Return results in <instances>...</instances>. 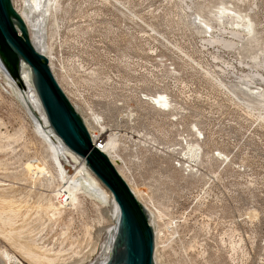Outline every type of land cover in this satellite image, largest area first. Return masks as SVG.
Here are the masks:
<instances>
[{"label": "rangeland", "instance_id": "1", "mask_svg": "<svg viewBox=\"0 0 264 264\" xmlns=\"http://www.w3.org/2000/svg\"><path fill=\"white\" fill-rule=\"evenodd\" d=\"M24 2L35 45L154 215L156 264H264V0H48L45 16ZM1 72L7 227L38 243L35 264H89L115 225L111 198ZM69 179L64 205L54 195Z\"/></svg>", "mask_w": 264, "mask_h": 264}, {"label": "water", "instance_id": "2", "mask_svg": "<svg viewBox=\"0 0 264 264\" xmlns=\"http://www.w3.org/2000/svg\"><path fill=\"white\" fill-rule=\"evenodd\" d=\"M0 61L23 90H28V85L22 67L28 66L52 129L71 151L85 159L114 198L111 213L117 226L101 242L89 264H156L154 215L137 198L109 155L94 142L83 116L55 76L49 58L34 45L29 25L13 0H0ZM0 264L5 263L0 260Z\"/></svg>", "mask_w": 264, "mask_h": 264}, {"label": "bare ground", "instance_id": "3", "mask_svg": "<svg viewBox=\"0 0 264 264\" xmlns=\"http://www.w3.org/2000/svg\"><path fill=\"white\" fill-rule=\"evenodd\" d=\"M24 4L25 7L27 9H29L31 11L32 14L38 15L40 13H46L47 12V2L48 0H24ZM58 5V4H57ZM17 9V8H16ZM18 10V9H17ZM20 12V14L23 16V13H21V10H18ZM38 13V14H37ZM47 14H44V16ZM24 17V16H23ZM25 18V17H24ZM26 20V18H25ZM34 20H36V22H38V18H35ZM27 21V20H26ZM28 23V22H27ZM34 24V21L33 23ZM39 24V23H38ZM250 24V23H249ZM29 25V24H28ZM248 27V25H247ZM249 27H251V24L249 25ZM30 29V27H29ZM248 29V28H247ZM252 29V27H251ZM30 35H31V31H30ZM32 39V37H31ZM33 41V39H32ZM34 45L35 42L33 41ZM36 46V45H35ZM37 47V46H36ZM37 49L39 51H41L39 49V47H37ZM42 52V51H41ZM48 56V54L46 55ZM50 61V60H49ZM52 64V63H51ZM50 64V65H51ZM53 65V64H52ZM53 67V66H52ZM0 69L3 71V77L5 78V83L6 85L8 84L10 88H12V90H14V92L17 93V95L19 96V99L21 100L22 103H24L25 107L33 114L34 118H35V122L37 124V127L39 129V132L42 134V136L46 137V140L49 142V144H51L57 151H59L56 148V143H59L61 145L62 148L67 149V154L68 156L71 158L73 163H77L80 167L77 170V176H82V177H86L89 179L88 182L91 183L92 185V191L96 190L99 191L104 197H108V195L111 198V202L112 204L114 203V198L112 196L111 193H109V190L101 183V181L91 172V170L89 169V167L86 164L85 159L81 158L80 156H78L77 154H75L73 151H71L61 140V138L55 133V131L52 129L51 125L49 124L45 112L42 109V106L40 104V100L38 98V95L32 85L31 82V73H30V69L28 68V66L26 64H23L22 67V74L27 82L28 85V90L25 89H21L18 84L16 83V81L10 76V74L7 72V70L4 68L2 62L0 61ZM54 72V71H53ZM55 74V73H54ZM56 76V75H55ZM251 82V81H250ZM7 85V86H8ZM63 88V87H62ZM17 96V97H18ZM163 97V96H162ZM159 99V98H158ZM160 100V99H159ZM28 112V111H27ZM31 116V115H30ZM32 118V117H31ZM30 118V119H31ZM34 120V119H32ZM86 123V121H85ZM87 125V124H86ZM88 127V126H87ZM90 131V130H89ZM38 132V133H39ZM40 134V135H41ZM92 135V134H91ZM43 137V138H44ZM93 137V135H92ZM45 139V138H44ZM94 140V138H93ZM95 142V141H94ZM101 148V147H100ZM102 149V148H101ZM107 151V150H106ZM105 151V152H106ZM107 153V152H106ZM109 155V157L111 158V160L113 161V157L111 156V154L108 152L107 153ZM115 163V162H114ZM116 165V164H115ZM77 166V165H76ZM117 166V165H116ZM78 167V166H77ZM118 168V167H117ZM34 171V169H33ZM38 172V171H37ZM122 174V172H121ZM34 176V175H33ZM36 176V175H35ZM66 176V175H65ZM76 176V177H77ZM67 177V176H66ZM71 177V175H70ZM73 177V176H72ZM125 178V177H124ZM72 179L67 180L64 185L59 189V191L57 193H55V197L59 198V196H63V198L60 200L63 203V200L67 201V200H71V202L73 201V197L72 194L70 193V184H71ZM128 182V181H127ZM89 183V184H90ZM104 186H102V185ZM130 185V184H129ZM107 190H106V189ZM133 189V188H132ZM91 191V192H92ZM135 195L138 198V194L136 193V191L133 189ZM97 192V193H99ZM93 193V192H92ZM99 194H96V196ZM90 194V193H89ZM94 195V194H92ZM95 196V195H94ZM101 196V195H100ZM102 196V197H103ZM3 197V196H2ZM5 198V197H4ZM7 199V198H6ZM101 199V198H100ZM105 199V198H102ZM139 199V198H138ZM1 200V199H0ZM3 200V198H2ZM59 200V199H58ZM140 200V199H139ZM104 201V200H103ZM106 201V200H105ZM141 201V200H140ZM142 202V201H141ZM143 203V202H142ZM54 204V203H53ZM64 204V203H63ZM144 204V203H143ZM10 205V204H9ZM65 205V204H64ZM69 205V204H68ZM145 205V204H144ZM145 207L151 212V210L145 205ZM14 209H11V207H0V221H3V225H0V235L3 236L10 244V246L14 247L15 249H17L16 251L21 253L23 257L27 258L29 261H32L34 264L35 263H39L40 262V255H38L37 250L35 251V249L39 248V245L36 241H23L21 240V238H23L22 236V231L17 229H13L12 227H10V229H8L9 227H7V225L11 224L10 221L12 219V216L8 215L6 218H4V214H8L9 212H12ZM53 211H57L58 213L60 212L59 207H54ZM14 213V212H13ZM152 213V212H151ZM10 214V213H9ZM53 216H56L55 213H52ZM117 226L116 222L115 225L110 228H112L111 230L113 231L115 229V227ZM110 230V229H108ZM156 232V231H155ZM109 233V232H107ZM5 240V241H6ZM0 260H2L5 264H25V261L17 254H13L10 252V250L5 247V248H1L0 249ZM52 259H48V261H51ZM158 264V263H157Z\"/></svg>", "mask_w": 264, "mask_h": 264}]
</instances>
